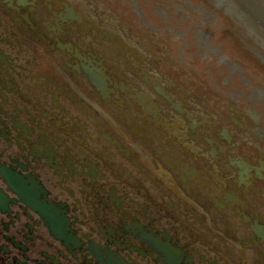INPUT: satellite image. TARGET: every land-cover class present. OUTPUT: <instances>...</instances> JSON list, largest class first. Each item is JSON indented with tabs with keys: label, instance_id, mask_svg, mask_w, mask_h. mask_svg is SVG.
<instances>
[{
	"label": "flooded vegetation",
	"instance_id": "obj_1",
	"mask_svg": "<svg viewBox=\"0 0 264 264\" xmlns=\"http://www.w3.org/2000/svg\"><path fill=\"white\" fill-rule=\"evenodd\" d=\"M207 18L0 0V264H264V97Z\"/></svg>",
	"mask_w": 264,
	"mask_h": 264
},
{
	"label": "water",
	"instance_id": "obj_2",
	"mask_svg": "<svg viewBox=\"0 0 264 264\" xmlns=\"http://www.w3.org/2000/svg\"><path fill=\"white\" fill-rule=\"evenodd\" d=\"M246 2H248V5H246V7H250L248 11L249 14L251 13V15L259 17L261 20H264V0H236L235 5L238 6V3L243 4Z\"/></svg>",
	"mask_w": 264,
	"mask_h": 264
},
{
	"label": "bare ground",
	"instance_id": "obj_3",
	"mask_svg": "<svg viewBox=\"0 0 264 264\" xmlns=\"http://www.w3.org/2000/svg\"><path fill=\"white\" fill-rule=\"evenodd\" d=\"M206 46L209 50H213L211 47L208 46V42L206 41ZM257 93L260 94L262 97H264V94L260 91V90H257Z\"/></svg>",
	"mask_w": 264,
	"mask_h": 264
},
{
	"label": "rangeland",
	"instance_id": "obj_4",
	"mask_svg": "<svg viewBox=\"0 0 264 264\" xmlns=\"http://www.w3.org/2000/svg\"><path fill=\"white\" fill-rule=\"evenodd\" d=\"M118 5H119L118 2H116V8L119 7ZM261 82L264 83V81H261Z\"/></svg>",
	"mask_w": 264,
	"mask_h": 264
}]
</instances>
